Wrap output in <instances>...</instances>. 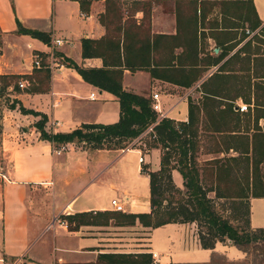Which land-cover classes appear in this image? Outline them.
I'll return each instance as SVG.
<instances>
[{
	"label": "crops",
	"instance_id": "crops-1",
	"mask_svg": "<svg viewBox=\"0 0 264 264\" xmlns=\"http://www.w3.org/2000/svg\"><path fill=\"white\" fill-rule=\"evenodd\" d=\"M187 1L195 2V26L198 25L195 27V102L201 105L198 136L206 118L205 130L214 139L201 153L198 159L202 163L198 165L212 166L211 161L224 157L230 168L246 154L243 151L246 144L238 137L249 136L251 140L255 127H264V105L256 104V99L264 103V93L259 91L264 90V77L258 76L264 73H255L257 57L264 63L261 57L264 53L259 55L255 50L250 59L246 48V42L250 38L255 41L253 35L264 25V0H158L151 16L152 35L164 34L156 36L158 46L161 37L180 34L178 5ZM247 3L252 6L254 23L256 12L261 21L256 29L243 26L249 20ZM172 4L174 10L169 8ZM103 8L104 0H91L86 11L80 8L78 0H0V73L30 77L25 87L10 86L9 95L25 107L43 112L47 116L45 128L48 131H69L84 122L111 123L120 118L118 97L85 80L68 64V59L84 66L102 64L100 57L82 56L81 39L99 38L106 33V27L98 18ZM16 18L26 27L48 32L50 43L17 32ZM244 28L250 30L249 36L244 34ZM184 33L185 39L188 38L187 29ZM54 38L62 42L55 44ZM232 41L237 42L227 50ZM223 48L225 56L215 63ZM34 53L44 55L46 62L51 55L59 57L57 63L47 67L49 78L46 88L41 90L29 89L38 83L36 74L44 69L31 66ZM202 55L207 56L206 59ZM247 62L251 78L243 84L240 74L247 69ZM207 68L210 69L207 71ZM141 75L145 81L140 80ZM166 84L185 86L153 76L147 69L124 71L126 89L149 96L151 100L152 93L158 91L167 116L189 119V100L184 99L185 93L156 90ZM92 91L93 98L90 97ZM205 98L208 104L203 108ZM242 102L250 105L249 110L238 109ZM7 109L0 140L3 159L0 164V264H225L224 261L245 255L240 247L230 254L235 245L232 239L217 240L214 247H204L193 224L186 222H168L156 227L141 222L147 229L146 242L134 248H124L126 242H121L120 235L128 232L114 229L123 224L115 216L104 223H81L77 229H70L67 216L75 212L151 211V179L145 170L150 167L147 162L151 149L145 150L147 162H140L136 149L103 147L88 151L80 148L78 141L65 142L66 148L55 154L52 143L41 138L34 125L40 115L22 113L18 106ZM54 121L57 123H51ZM219 134L224 136V142ZM127 151L136 152L138 156L122 159ZM157 167L159 164H154V169ZM142 178L147 185L141 182ZM89 181L93 183L89 190L91 198L87 199V195L78 201ZM113 198L127 199L126 209L115 210L111 203ZM255 198L264 196L250 197L252 229L264 227V220L254 221L253 218ZM166 227H170L168 240L156 242L155 232ZM128 253H145L152 261H111Z\"/></svg>",
	"mask_w": 264,
	"mask_h": 264
},
{
	"label": "trees",
	"instance_id": "trees-1",
	"mask_svg": "<svg viewBox=\"0 0 264 264\" xmlns=\"http://www.w3.org/2000/svg\"><path fill=\"white\" fill-rule=\"evenodd\" d=\"M78 1L82 10H89L91 0ZM121 1L104 0V8L99 13L98 18L104 27H106V33L99 38L84 37L81 39L82 56L100 57L102 64L100 66H84L78 65L75 61L68 59V64L73 66L85 80L98 86L100 89H106L114 93L118 97L120 102V118L117 121L111 123L84 122L69 131H48L45 128L47 116L43 112L25 107L20 100L15 97L11 98L9 95L10 86L14 89L19 88L18 78L26 77L27 79L30 77L25 74L0 73V103L2 97H4V103L8 108L18 106V109L22 113L40 115L34 122V125L40 132V137L49 140L53 146H58L68 141H85L91 143L96 148H124L126 147L123 144L125 141L129 139L132 141L139 137L157 120L158 113L152 108L151 98L124 87L123 76L125 69L132 71L147 69L153 76L161 77L185 86H191L195 79H197L195 78V64L197 62H195V49L192 39L189 40L191 50L187 51V58H189L190 62L182 63L181 66H179V55L176 58H172L169 62H163L153 55L154 50L158 46L156 36H164V34L152 35L151 32V16L158 0H133L135 8L128 16L124 14ZM138 12H142L141 17L137 16ZM256 16L257 20L252 24V29H256L261 23L257 12ZM16 25L17 32L28 33L42 39L45 43H50V35L48 32L26 27L18 18H16ZM254 37L257 40L264 39V25ZM250 40L251 38L246 44ZM225 53L226 51L223 48L215 58V63H218L225 56ZM254 53L262 55L264 52L258 50ZM43 56L41 55L43 65L39 68L44 69L36 74L38 83L31 86L29 88L30 90L46 88L49 71L46 65V58ZM175 61H178V63L173 64ZM186 65H189L190 68L186 69L183 67ZM258 76L264 77V74ZM210 97L206 96V98ZM206 98L203 101V108H206L208 104ZM256 104L264 105L258 99H256ZM1 109L0 105V111ZM200 112L201 105L190 98L188 122L167 116L160 119L154 125L157 140L164 147L171 148L178 146L181 157L178 161L179 164L170 165L165 154L159 170H148L145 168V170H148L147 172L151 179V211L129 213L121 211L117 213L109 210H96L95 212H75L67 216L70 229H77L81 223H104L111 216H115L121 222H135L139 218L144 225L152 227L168 222L204 220L208 224L209 233L211 232L212 234V237L208 239L205 234L202 232L199 233L204 247H214L217 240L232 239L234 243L242 248V244L252 242L259 238L258 232L253 231L258 230L263 232L264 227L253 229V231L238 228L230 219L217 210L213 199L209 196V191L214 190L219 197L227 196L247 199L246 213L249 215L250 222V197L264 196V167L262 166L264 162V127L262 128L257 125L251 140L249 136H246V139L242 136L238 137L240 142H245L246 144V148L243 150L246 153L245 159L247 160L244 179L238 178L234 182H223L222 184V172L225 167L229 168L226 163L220 162V160H213L210 162L213 163L212 166L201 168L198 162L192 159V156L190 157L191 159L189 158L190 149L192 148L193 151L195 149L196 153L198 148V140H195L194 145L192 143V136H198ZM262 113H264V110ZM213 129L223 131L221 128ZM190 143L193 144L192 147L189 146ZM153 146H158V142H155ZM148 149L147 147L146 150ZM250 151L251 154L249 153ZM172 168H177L182 174L184 184L187 187L188 200L192 204V208H184L182 220L179 219V212L173 211L167 214V212H163L161 209L165 205V200L169 203V200L165 196L162 180L165 176L171 183L173 182L171 174ZM208 171L215 174L216 183L214 187L207 188L202 183V174ZM111 261L135 263L150 262L152 259L145 253H128L121 254L120 258Z\"/></svg>",
	"mask_w": 264,
	"mask_h": 264
},
{
	"label": "rangeland",
	"instance_id": "rangeland-1",
	"mask_svg": "<svg viewBox=\"0 0 264 264\" xmlns=\"http://www.w3.org/2000/svg\"><path fill=\"white\" fill-rule=\"evenodd\" d=\"M122 6H123V11L125 16H128L130 13L133 12L134 8H135V3L133 0H122ZM178 13H177V17H178V24L180 27V34L177 36L172 35L173 37H161L159 39V46L157 49L154 50L153 55L155 56V58L160 59L163 62H169L170 60H172V58H176V56H180V65H182V63H188L190 62L189 58H187V51H190V43L189 40L191 38L192 41L194 42V49H195V27L197 28L198 25L196 24L195 26V2L193 3L192 1H187V2H181L178 5ZM169 8L173 9L175 7L170 6ZM247 17L249 18L247 24H243L244 27H248L247 29H251L252 26V22L254 23V17H253V11H252V6L250 3H247ZM138 17L142 16V12H138L137 13ZM252 20V21H251ZM139 22V21H138ZM147 26V25H145ZM188 31L189 37L185 39V33L184 30ZM245 29V28H244ZM194 34V35H193ZM244 34H250V30L246 31V29L244 30ZM258 34V33H255ZM254 34V35H255ZM253 35V36H254ZM170 36V35H168ZM259 36V35H258ZM264 38V37H263ZM262 38V39H263ZM237 41H232L229 45H227V47L230 46H234L236 44ZM2 44V39H1V34H0V47ZM203 46H206L205 44H203ZM249 55L251 56V53L255 50H259L261 52H264V39L263 40H250L249 43H247L246 46ZM231 49V47H230ZM227 50H229V48H227ZM1 51V48H0ZM203 58L206 59L207 56L202 55ZM56 59L58 60L59 57L56 56ZM264 58V56H261ZM258 60V68L256 65V74H259L261 72L264 73V63H262V59H259V57H257ZM63 61V60H62ZM260 62V63H259ZM178 61H175L173 64H177ZM186 69H189L190 66L186 65L183 66ZM246 67L247 69L244 70V72H242L240 74V80L241 83L243 84H247L248 80H250L251 78V70H249L250 65L248 64V62L246 63ZM3 68V66H2ZM211 68V67H210ZM207 68V71L210 69ZM21 79L18 78V80ZM17 80V82H18ZM140 80L141 81H145V78L143 77V75L140 76ZM139 80V81H140ZM264 81V80H263ZM263 85V84H262ZM19 86V85H18ZM156 90L159 91H174L177 92L178 95H183L184 93L188 92L189 97L188 100H190V98H192L195 101V81L193 82V84L191 86H180V87H174L170 84H166V85H162L161 87L158 86L156 88ZM260 92L264 93V90H259ZM263 99H264V94H263ZM12 98V97H11ZM4 97H2L1 99V111H0V140H1V132H2V119H3V115L4 113L8 110L7 106L5 105V101H4ZM177 120V118H176ZM208 125L207 119L203 118V125L201 126V131L199 132L200 135L196 136L193 135L192 136V143H194L195 145V140H198V148L196 150L195 153V149L193 151V149H190V155L189 158L192 156V159H194L196 162L202 163L201 161H199L198 158L202 157L201 153L206 149V147L214 142L213 137L209 136L212 135L211 133H207V131L205 130V127ZM203 129V130H202ZM146 131V130H145ZM220 140L222 142H224L225 138L223 135L219 134ZM217 138V137H216ZM136 139V138H135ZM134 140H127L125 141L123 144L128 146L130 144H132ZM218 139V138H217ZM219 140V139H218ZM155 142H158V146H153V144ZM221 142V143H222ZM107 143H109V141H107ZM113 143V142H110ZM79 145L81 146L80 148H84L87 149L88 151H92L94 149H97L96 147H93L91 145V143L82 141L79 143ZM135 146H137L138 148H143V150H146L147 147L149 149H151V156L148 157V162L147 164L150 166L149 168H146L148 170H159L161 168V163H162V158L163 156L166 154V157L168 158V161L170 163V165L172 164H179L178 161L180 160V148L178 146L176 147H164V145L159 142L157 140V133L155 132H147L145 133L140 139H137L134 143ZM193 144H189L190 147H192ZM144 152V151H143ZM193 154V155H191ZM196 154V155H195ZM138 156V154L136 152H129L127 151L123 158H129L132 159L134 158L133 156ZM191 159V158H190ZM218 160H222L224 163V157H221ZM3 159H2V155L0 153V164L2 163ZM220 161V162H222ZM247 160L245 159V157L242 159V161L240 162H234L233 166L230 168L225 167L224 171L222 172V184L223 182H234L236 181L238 178L240 179H244V175L246 173V165H247ZM160 162V163H159ZM158 163L159 167L154 169V164ZM148 165H146V167H148ZM201 166V165H200ZM199 166V167H200ZM262 166L264 167V163H262ZM202 168V166H201ZM147 170V171H148ZM226 171V172H225ZM172 174V179L173 182L171 183L168 178H166L164 176L163 180H162V184L163 187L165 189V196L166 198L169 200V203L167 200L164 201V206L161 207V209L163 210V212H179V219H183V212H184V208L188 207V208H192V204L189 202L188 200V193H187V187L184 184V179L182 177V174L178 171L177 168H172L171 171ZM104 175V174H103ZM103 175L100 176V179H102ZM181 175V176H180ZM202 183L208 188V187H214L215 183H216V177L215 174L211 171H208L207 173L203 174L202 176ZM141 182H144L145 185H147L146 179L142 178ZM93 183H91L90 181L87 182V184H85L86 189L79 195V200H83L85 199V197L88 195L87 199L91 198V195L89 194V190H90V186H92ZM209 196L213 199V202L217 208V210L224 215L225 217H227L228 219L231 220V222L238 226V228L240 229H244V230H251L253 231V229L251 228L250 222H249V215H247L246 211H247V204H248V200L247 199H241V198H234V197H219L217 196L216 192L214 190L209 191ZM253 208H254V221H261L264 220V198H255L253 201ZM160 209V210H161ZM166 214V215H167ZM165 215V216H166ZM180 222V221H179ZM182 222H186V223H190L193 224L192 226H194L195 230L200 233L202 232L203 234L206 235V238L210 239L212 237L211 232L209 233V228H208V224L204 221H182ZM120 226H115L114 229L117 231V228L120 231H127L128 234L127 235H123L121 234L120 236L121 238V242H126L124 243V248H134L137 247L141 242H146V234H147V229L144 227V225H142L141 221H139L138 219L135 220V222H123V224H119ZM104 228V227H102ZM170 229V227H166V228H160L155 232V241L156 242H164L167 241L168 239V230ZM103 230V229H102ZM253 232H258L259 234V238H257L256 240L249 242V243H245L242 244V248L237 245L235 243V245H233L232 250L230 251V254L232 255L233 252H237L238 249L237 248H241L244 252L245 255L243 257L240 258H232L230 260L224 261L225 264H264V231L260 232L258 230H254ZM173 237L176 235L175 233L171 234ZM146 236V237H145ZM200 236V235H199Z\"/></svg>",
	"mask_w": 264,
	"mask_h": 264
},
{
	"label": "built area",
	"instance_id": "built-area-1",
	"mask_svg": "<svg viewBox=\"0 0 264 264\" xmlns=\"http://www.w3.org/2000/svg\"><path fill=\"white\" fill-rule=\"evenodd\" d=\"M53 43H55V44H60L61 42H62V39H60V38H54L53 40ZM57 61L58 60H56L55 59V57L53 56V55H51L50 57H49V59H47V63H46V65L50 68L51 66H52V64H54L55 62L57 63ZM43 64H42V58H41V55L39 54V53H34L33 54V57H32V62H31V66L33 67V68H39V67H41ZM29 84V81H28V79H26V78H21V79H19L18 80V85H19V87H25V86H27ZM189 94L190 93H188V92H186L184 95H183V97H184V99H188V97H189ZM93 96H94V92L92 91V92H90V97H92L93 98ZM152 100H151V105H152V108H153V110H155L157 113H158V117H157V120L154 122V123H152L148 128H147V130L146 131H144L139 137H137L136 139H135V141L137 140V139H140L145 133H147V132H155L154 131V125L160 120V119H162V118H164V117H167V115H168V112H167V110H165L164 108H163V106H162V102H161V100H160V93L158 92V91H155V92H153L152 93ZM239 106H238V109L239 110H241V111H247V110H249V108H250V105L247 103V102H242V103H239L238 104ZM184 121H189L188 120V118H186ZM51 123H57V121H54V122H51ZM135 141L132 143V144H130V145H128V146H126V147H124V148H122V150H133V149H136L139 153H140V156H139V160H140V162H147V157H146V153H145V151L143 152V150H142V148H138L137 146H135L134 145V143H135ZM66 143H62V144H60V145H58V146H54V149H53V151H54V153L55 154H60L65 148H66ZM0 170H1V166H0ZM3 177H5V174L2 172V174H1ZM126 201H127V199H125V198H123L122 200H119V199H117V198H113L112 199V207L115 209V210H125L126 209ZM61 223H63L64 225H67V224H65V222H63V221H61Z\"/></svg>",
	"mask_w": 264,
	"mask_h": 264
}]
</instances>
